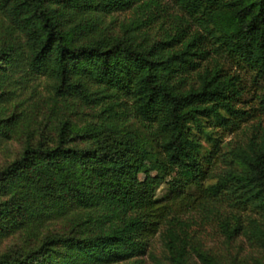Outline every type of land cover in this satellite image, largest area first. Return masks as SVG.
I'll return each mask as SVG.
<instances>
[{
  "label": "trees",
  "instance_id": "obj_1",
  "mask_svg": "<svg viewBox=\"0 0 264 264\" xmlns=\"http://www.w3.org/2000/svg\"><path fill=\"white\" fill-rule=\"evenodd\" d=\"M3 153L0 264H145L157 235L224 264L204 225L264 248V0H0Z\"/></svg>",
  "mask_w": 264,
  "mask_h": 264
},
{
  "label": "rangeland",
  "instance_id": "obj_2",
  "mask_svg": "<svg viewBox=\"0 0 264 264\" xmlns=\"http://www.w3.org/2000/svg\"><path fill=\"white\" fill-rule=\"evenodd\" d=\"M167 2L169 0H163ZM130 13H122L118 16V18L114 21L113 27L117 31L120 29L121 20L126 17H129ZM169 22V20H168ZM236 69V68H235ZM232 69L233 72H241L242 69ZM244 79L247 78L248 75L242 72ZM249 84V83H248ZM29 89L25 91V93L20 97L21 99L24 98H31L29 101L33 103L38 98L47 97L48 96V88L46 86L45 80H35L30 83ZM34 95H33V93ZM32 94V95H31ZM251 95H246L249 98ZM253 124V123H251ZM214 131V135L218 138L222 139L223 145H227L230 142H235L240 140L245 133L241 132L239 134L230 133L225 130H221L218 128H210ZM247 137H245L246 139ZM204 145L207 148L211 147V143H208L207 140H204ZM10 152H14L12 155L16 153L17 150L20 149L21 144L18 140H13L9 144ZM11 155L8 153L0 154V165L8 161V158ZM12 157V156H11ZM146 165L150 168L152 163L150 161H146ZM155 173L154 171L152 172ZM146 174H141L140 179H145ZM166 190L162 189L159 192V195L165 193ZM60 226V225H58ZM61 229V228H60ZM197 233L201 236L206 249L211 251L213 254L217 255L221 258L226 264H264V248L253 247L250 243L245 239V237L241 236L236 239L234 242H227L223 235L214 227L213 225H204V226H197ZM167 253L164 248L163 242L159 235H157L153 239L152 246L150 248L149 253L144 257L145 264H158V262H163L164 264H170V262L166 259ZM224 263V264H225ZM199 264H202L201 262Z\"/></svg>",
  "mask_w": 264,
  "mask_h": 264
}]
</instances>
